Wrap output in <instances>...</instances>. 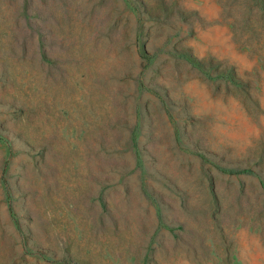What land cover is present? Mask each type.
<instances>
[{"label": "rangeland", "instance_id": "1", "mask_svg": "<svg viewBox=\"0 0 264 264\" xmlns=\"http://www.w3.org/2000/svg\"><path fill=\"white\" fill-rule=\"evenodd\" d=\"M0 264H264V0H0Z\"/></svg>", "mask_w": 264, "mask_h": 264}]
</instances>
